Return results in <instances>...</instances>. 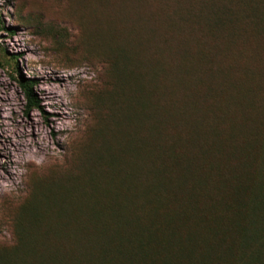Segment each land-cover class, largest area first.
Masks as SVG:
<instances>
[{"label":"trees","instance_id":"1","mask_svg":"<svg viewBox=\"0 0 264 264\" xmlns=\"http://www.w3.org/2000/svg\"><path fill=\"white\" fill-rule=\"evenodd\" d=\"M111 5L97 0L110 13L101 61L126 132L45 169L0 241V264H264V120L254 115L264 102L251 84L264 67H242L236 81L225 62L242 27L264 31V0H128L135 18ZM121 18L136 36L116 44ZM20 85L39 108L35 80Z\"/></svg>","mask_w":264,"mask_h":264},{"label":"rangeland","instance_id":"2","mask_svg":"<svg viewBox=\"0 0 264 264\" xmlns=\"http://www.w3.org/2000/svg\"><path fill=\"white\" fill-rule=\"evenodd\" d=\"M112 3L109 11L122 17L135 11L128 0H104ZM121 5V6H120ZM99 9V10H98ZM97 9V0H0V241L10 238L11 219L38 183L45 169L63 157H83L98 143L124 136L126 126L114 120L109 91V73L102 67V55L108 52L103 43L109 38V12ZM122 19V18H121ZM124 19V18H123ZM122 19V20H123ZM125 26V37L116 44L129 43L135 33ZM118 23V22H117ZM143 26V23L138 21ZM198 29L180 31V37H195ZM129 30V31H128ZM204 30V29H203ZM207 44L222 46L224 41L206 37ZM187 41L189 54L185 63L195 58V40ZM225 62L240 68L264 67V31L242 27L234 38ZM77 55L71 59L68 55ZM259 58L254 59L253 55ZM242 77V76H241ZM35 80L32 91L39 108L27 107L20 81ZM255 97L264 102V72L252 77ZM236 92L226 91L225 99ZM240 95V93H239ZM114 104V103H113ZM237 107L231 115L240 118ZM202 112L205 109H201ZM201 113V112H200ZM194 115V114H193ZM255 124L264 120L260 110L254 112ZM111 118L116 123L111 122ZM98 130V135H97ZM52 171V170H51ZM49 171V172H51ZM176 225V223H172Z\"/></svg>","mask_w":264,"mask_h":264}]
</instances>
